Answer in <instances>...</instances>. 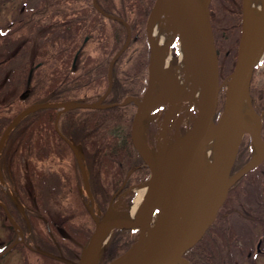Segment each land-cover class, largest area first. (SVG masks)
I'll list each match as a JSON object with an SVG mask.
<instances>
[{
	"label": "trees",
	"instance_id": "trees-1",
	"mask_svg": "<svg viewBox=\"0 0 264 264\" xmlns=\"http://www.w3.org/2000/svg\"><path fill=\"white\" fill-rule=\"evenodd\" d=\"M67 1V18L62 13L64 0H41L34 18L30 19L32 16L27 15L26 27L21 31H25L31 40L35 39V45L25 44L19 50L28 54L31 49L34 50L33 61L27 60L23 65L35 74L31 78L28 70L22 77L23 89L31 87V90L23 98L24 103L17 114L25 106L36 103L98 101L107 90L111 60L124 46L128 28L131 38L111 66L112 88L102 103L104 107H76L60 113L53 107L36 110L26 115L13 132L19 140L7 142L6 148L11 151V157L6 161H13L12 166L20 168L21 183H35L33 194L28 195L21 190V199L29 198L39 205L35 207L33 216L36 221V247L49 249L56 255H59L58 252L61 255L67 253L70 243H74L72 236V239L63 237L53 226V216L51 218L43 208L44 202L40 203L47 198L46 186L51 189L52 197L58 190V198L72 202L59 221L66 234L72 233L77 223L81 226L89 221L93 226L86 208L87 195L82 187L79 166L68 139L82 149V160L91 193L97 200L100 218L110 210L113 197L116 201L122 191L150 177L149 169L131 142L130 129L136 106L133 101L124 100L128 97L141 98L147 87L150 52L145 28L155 0H95L96 5L93 0ZM220 3L223 10H232L238 15V22L231 29L236 56L242 0H220ZM218 4L214 0L209 4L210 16ZM212 22L214 33L216 26ZM225 29L230 30V27ZM10 31H17V28L13 27ZM46 36H49L50 43L46 41ZM213 36L215 38V33ZM90 38L95 39L94 54L87 53L81 60L79 53ZM216 47L217 55L221 54L218 45ZM6 54L11 55L8 48ZM8 63L12 64V59ZM253 81L252 74L249 92L254 86ZM17 153L19 156H16ZM46 161L57 162V173L47 174L39 169ZM65 167L68 168L66 173ZM41 217L47 220L51 232ZM137 233L136 230L114 229L103 252L106 262L125 253L135 242ZM230 233L231 230L219 216L203 238L184 254V259L188 264H234L229 250L233 241ZM35 254L44 264H63L42 253Z\"/></svg>",
	"mask_w": 264,
	"mask_h": 264
},
{
	"label": "water",
	"instance_id": "water-1",
	"mask_svg": "<svg viewBox=\"0 0 264 264\" xmlns=\"http://www.w3.org/2000/svg\"><path fill=\"white\" fill-rule=\"evenodd\" d=\"M162 1L163 0H155L146 22V37L150 51L149 68L151 67V63L153 61L161 74L169 78L175 85H177V76L174 72L169 71L162 65L160 59L158 60V49L154 43L150 27L151 19L155 15ZM166 1L168 2L176 20L185 29V33L192 50L190 59L196 68V73L200 82V102L198 103L196 99H194V102L197 104L195 120L191 128L183 136L174 139L170 143L165 142V137L163 135L165 142L164 145L150 152L148 151L143 138L146 118L152 110L158 107L162 102H171V100L166 99L162 102H152L151 105L142 110L139 105V101L130 97V100H132L136 106L130 129L131 142L137 154L144 162V165L150 171V177L147 181V183H149V192L144 206V214L141 223H118L105 218V216L103 218H99L94 213L92 195L90 192L86 169L82 160V149L81 147L78 149L74 148L72 143L67 140L74 151L81 171L86 193L91 201V206L88 210L94 220L95 227L87 245L84 247L82 255L76 262L64 256H57L49 252L39 250L40 253H43L57 261L66 264H98L108 240L103 248L95 254H92V246L106 227L111 229V234L114 229L137 230V238L131 247L119 257L106 263L130 264L144 248L147 230L152 223L155 211L158 209L160 214L163 213L162 222L152 244V248L142 264H188V262L184 259V254L202 239L205 232L214 222L218 210L227 197L229 189L244 174L264 159L263 153L258 158L247 163L244 167L230 175L237 157L240 142L242 140V136L238 138V140H235L233 136V127L236 119L237 97L245 84L247 85L248 90L253 71L264 54V7L260 23L256 25L252 31H250V2L249 0H242L241 40L237 50L235 65L233 71L228 75V77L225 78L223 82L219 83L218 58L209 11V4L211 0ZM93 3L96 5L95 0H93ZM196 10L202 13L201 21ZM130 38V29L128 28V37L124 46L113 56L111 60L108 71L109 81L107 90L98 101L93 103L65 101L56 104L36 103L29 105L13 119L3 131L0 138V150L12 128L22 118L33 111L53 107L57 108L60 113L67 109L76 107H104L102 103L112 88L111 66L125 50ZM150 79L146 92L150 86ZM224 83L226 84L224 85ZM223 87L225 89L224 102L217 123H219L220 128L224 132L227 146V156L215 186L210 207L208 211L204 213L199 202L210 191L213 185L211 168L205 159V146L214 124L216 113L218 112L219 93ZM177 94L178 97L176 102L192 100L188 91L180 90L178 89V86ZM141 100L142 98L140 101ZM124 102H126V99ZM250 133L254 136L256 142L264 146V141H262L259 132ZM187 136H189V142L183 155L171 170L166 171V164L169 157L174 152L180 151V149L176 147H178L179 143ZM198 165L201 166L207 177L204 190L202 192L200 191V188L195 192L185 190L189 177ZM162 185L168 186L166 192L161 191ZM180 220H183L186 223L184 231L177 230Z\"/></svg>",
	"mask_w": 264,
	"mask_h": 264
},
{
	"label": "flooded vegetation",
	"instance_id": "flooded-vegetation-1",
	"mask_svg": "<svg viewBox=\"0 0 264 264\" xmlns=\"http://www.w3.org/2000/svg\"><path fill=\"white\" fill-rule=\"evenodd\" d=\"M40 3L41 0H0V138L5 128L13 120L14 115L17 114L20 106L24 103L22 100L27 97L31 90V87H28L25 92L22 90L21 84L20 86L17 85L18 73L20 74V79L23 80L22 77L26 71L21 73L22 68L19 67V72L18 70H12V76H9V73H7L5 69L6 66L10 64L8 63L10 59L16 62L18 58L21 59V61L24 60V63L27 60L33 61L34 50L31 49L28 57L21 53L19 47H23L25 44H29V46L32 44L33 47L35 45V39L31 40L26 32H22L21 30L26 27L25 21L27 20V15H31L32 17L30 19H33L36 10L41 5ZM68 12V1L64 0L62 13L65 15V18H67ZM64 22H66V20H64ZM13 27L17 28V31H10ZM46 41L48 43L51 42L49 36H46ZM8 44L17 45L14 54H6V48L11 47L7 46ZM27 73H29L31 78L35 74L34 72H30V70ZM259 77L264 81V71L262 75L258 76L253 81L254 86L249 92V99H251L252 109H254L261 118L257 133L259 132L262 141H264V84H257ZM22 95L24 99L21 97ZM27 106H25V108ZM22 119L9 132L0 150V264H22L21 262H23V264H44L41 258L35 253H40L39 250L45 252L51 251L49 249H41L39 246L36 247L37 243H35L34 238L36 235V221L33 216L35 215V207L39 205L32 199H21V190H23L24 193L27 192L28 195L33 194L35 183H27L25 181L21 183L20 168L12 166L13 161H6L8 157H11V151H8L6 148L7 142L19 140V136L14 135L13 132L17 129ZM252 137L254 138L250 132L246 133L244 137L242 136L237 157L230 175L244 167L247 163L258 158L254 157V159L251 160L249 147L251 143L254 144V141H256L255 139L253 140ZM69 141L71 142V140ZM75 147L78 149V144H76ZM16 156H19V154L17 153ZM242 161H244L243 164H241ZM39 169H42L47 174H52V172L41 167ZM67 170L68 168L65 167V173L68 172ZM82 187L85 189L83 178ZM44 191L46 192L47 198L43 199L40 203L44 202L43 208L45 207V211L50 214L51 218L53 216V226L58 229L63 237L70 239L73 237L72 242L75 244L70 243L71 247L69 249L67 248L68 252L62 255L60 254L61 252H58L59 255L57 256L65 255L64 257L76 262L82 255L84 247L87 245L94 231V220L91 217L93 226L89 221L88 224H84L85 226H78L77 223V227L72 229V233L66 234L59 221L63 219L62 213L66 212L68 206L71 205V200L58 197L53 198L51 189L49 190L47 186L44 188ZM124 191L117 196L118 198L116 201H113L115 197L111 199L109 208L118 201ZM91 195L94 213L100 218L97 200L93 197L92 193ZM52 201L55 203L66 202L65 204L67 207L64 211L59 212L61 213V219L58 218L59 215L54 210ZM90 206L91 201L87 195L86 208L88 213V208ZM219 216L224 225L231 230L230 235L233 241L230 242L229 250L232 252L234 264H238L237 260H240L239 264H264V159L232 185L215 219ZM102 217L103 216H101V218ZM44 220L48 231L51 232L47 220ZM49 253L54 254L53 252ZM106 260L107 259L104 260L105 263L98 262V264L108 263Z\"/></svg>",
	"mask_w": 264,
	"mask_h": 264
},
{
	"label": "bare ground",
	"instance_id": "bare-ground-1",
	"mask_svg": "<svg viewBox=\"0 0 264 264\" xmlns=\"http://www.w3.org/2000/svg\"><path fill=\"white\" fill-rule=\"evenodd\" d=\"M250 4V31L260 23L261 14L264 7V0H249ZM197 11V10H196ZM198 17L201 21L202 13L197 11ZM152 37L154 43L158 49V60L169 71H173L177 76V85H175L169 78L163 76L158 70L154 62L151 63V79L150 86L145 96L139 101V105L142 110L146 109L149 105L155 101H164L166 99L171 100L172 103L176 102L178 97L177 86L180 90H187L190 97H194L196 101L200 102V82L196 73V68L193 62L190 60V54L192 52L188 38L185 33V29L176 20L168 2L163 0L157 9L155 15L151 19L150 23ZM178 42L179 53L176 58H173L171 53V43ZM180 82V84H179ZM163 103V102H162ZM251 102L248 96L247 85L245 84L240 90L236 101V119L233 127V136L235 140H238L247 132L256 133L259 129L260 122L256 118ZM189 142V136L185 137L182 142L179 143L178 149L180 151L174 152L166 164V171L171 170L180 157L183 155ZM253 150H255L256 156L259 157L264 153V146L254 141ZM227 156V146L225 142V136L223 130L220 128L219 123H215L212 126L210 135L208 137L205 146V159L208 162L213 178V185L210 191L200 200L199 204L202 207L203 212H207L213 197L215 186L220 176V172L223 163ZM207 182L206 174L200 165H198L189 177L185 190L195 192L200 188L202 192ZM167 185H162L161 191L166 192ZM149 183L140 186L137 189V196L131 205L129 216L127 219H111L118 223H141L144 214V206L148 197ZM163 213L158 215L155 225L149 227L145 236L144 248L140 254L130 264H142L147 257L152 244L156 238L158 230L162 222ZM186 223L180 220L178 223V229L184 231ZM111 234V229L104 228L100 236L97 238L92 246V254L99 252Z\"/></svg>",
	"mask_w": 264,
	"mask_h": 264
},
{
	"label": "rangeland",
	"instance_id": "rangeland-1",
	"mask_svg": "<svg viewBox=\"0 0 264 264\" xmlns=\"http://www.w3.org/2000/svg\"><path fill=\"white\" fill-rule=\"evenodd\" d=\"M212 1L213 0H211V2ZM214 2H215V4H218V2H219V4H218L219 6H216L217 9L215 11L213 9L210 18L212 19L211 22L213 21L215 26H216L215 31H214V33H215V38H214L215 47H216V45H218L219 52H221V54L217 55L218 66H219V83H221L233 71V68L235 65V60H236L237 55L235 56V51L232 47V46H234V42H233V35L231 33V31H232L231 29H232V26L238 22V15H235L232 12V10L231 11L223 10L220 6V4H221L220 0H214ZM21 6H22V4H21ZM228 27H230V30L225 29ZM239 38H240L239 40H241V29H240ZM146 39H147V37H146ZM94 45H95V39L90 38V40L86 43V45L81 49V52L79 53L81 60L84 57V55H86L87 53L94 54V50H93ZM7 46H11V47H8V50L11 52V54H14L15 50L17 49V45L8 44ZM11 48H14L13 52L11 51ZM170 48H171V53L173 55V58L175 59L179 53L178 42L174 41L173 43H171ZM22 54L25 56L30 55V54H28L27 51L22 52ZM263 59H264V55L259 60V62L257 64V68L255 69V71L253 73L254 80L258 76L263 74V71H264V60ZM23 61H21V59L17 58L16 62L12 61L13 62L12 64L10 63L6 66L5 70L7 73H9V76H12L11 72L13 69H17L19 72L20 71L19 67L22 68L21 73L24 71L30 70V69L25 68V66L23 65L24 64ZM149 66H150V64H149ZM25 76L26 75L24 74L23 78ZM17 79H18V82H17L18 86H20V84L22 85L24 83V80L20 79V74H18ZM149 79H150V68L148 70L147 87H148ZM258 80H259V81H257L258 85L264 84V81H263V79H261V77H259ZM225 84L226 83H224V85ZM249 84H250V82H249ZM147 87H146V89H147ZM23 88L24 87H22V90L25 92L28 89V87H26L25 90ZM224 92H225V89L223 87L219 93L218 112L216 113V119L214 120L215 123H217V120H218L219 115H220L222 108H223ZM145 93H146V90H145V92L141 98H143L145 96ZM248 95H249V89H248ZM21 97L23 98V95ZM141 98H134V99H136L137 101H140ZM249 98H250V96H249ZM194 99L195 98L192 97V100H189V101H178L175 103L163 102L158 107H156L152 110V112L146 118L144 133H143V138L145 140V144H146L148 151L152 152V151L156 150L157 148H160L162 145H164L165 142L166 143L172 142L174 139L183 136L191 128V126L195 120L196 111H197V104H196V102H194ZM128 101H132V100H130V98L128 97L126 99V102H128ZM253 111H254V109H253ZM254 113L257 115L256 118L258 119V121L261 122V118L259 117V114L255 111H254ZM163 135L165 137V142H164ZM245 135H246V133L243 135V137ZM253 140H254V138H253ZM252 144L253 143H251V146L249 147V151L251 153V160H253L254 156H256L255 150L252 149ZM73 147H75V145ZM246 150H247V148H246ZM57 165H58L57 162H45L42 164L41 167L43 169L48 170L49 172L57 173V169H56L58 167ZM144 182L145 181H142L139 184H133V185H131V187L129 189H126L123 192V194L119 197L118 201L115 202L111 206L110 210L105 215H103V217L105 216V218H108V219H121V218L127 219L129 216V211L131 209V205L133 204V202L137 196V189L140 186L144 185L145 184ZM84 192L86 193L85 189H84ZM58 193L59 192L57 190V192L53 198H56ZM52 202H53L52 204L54 206V210L59 215L58 218L61 219L62 218L61 213H59V212L64 211V209L67 207V205L65 204L66 202H56V203L54 201H52ZM159 214H160V212L157 209L155 211L152 223L150 224L149 227H152L153 225H155V221H156ZM104 260H105L104 256L102 255L99 259V263H103ZM239 261L240 260H237L238 264L240 263ZM21 263L23 264V262H21Z\"/></svg>",
	"mask_w": 264,
	"mask_h": 264
}]
</instances>
